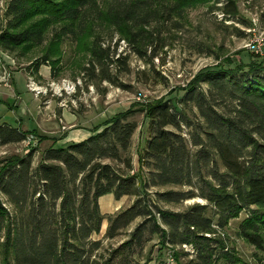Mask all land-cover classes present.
<instances>
[{"label": "trees", "instance_id": "trees-1", "mask_svg": "<svg viewBox=\"0 0 264 264\" xmlns=\"http://www.w3.org/2000/svg\"><path fill=\"white\" fill-rule=\"evenodd\" d=\"M202 1L226 17L238 13L234 0H10L0 14V50L20 53L49 39L30 67L38 73L50 65L55 77L53 48L89 37L84 69L91 74L98 69L102 79L114 82L110 65L126 64L127 57L114 58L106 37L118 34L136 54L146 57L151 48L154 56L167 45L169 26H179L185 10ZM133 112L115 114L84 140L50 146L36 167L34 151L0 160V193L10 205L0 197V264H117V259L128 264L121 258L143 248L148 234L171 248L177 264H250L224 236L230 220L243 212L238 235L256 248L251 264H264V60L204 70L177 103L171 98L149 103L148 137L139 156L140 168L147 169L143 177L135 173L130 154L138 126L129 119ZM34 132L4 123L0 142H21ZM152 188L167 189L153 198ZM108 193L134 200L108 216L107 238L142 220L105 256L99 253L101 240L92 235L106 218L100 197ZM193 198L206 203L184 211L159 206Z\"/></svg>", "mask_w": 264, "mask_h": 264}, {"label": "rangeland", "instance_id": "rangeland-1", "mask_svg": "<svg viewBox=\"0 0 264 264\" xmlns=\"http://www.w3.org/2000/svg\"><path fill=\"white\" fill-rule=\"evenodd\" d=\"M9 1L0 0L2 16ZM234 1L238 13L233 17H226L221 9L211 8L203 1L187 8L179 26H169L164 34L167 45L154 56L151 48L146 57L136 54L126 41L118 40V34L112 40L106 37V44H111L114 58L119 55L127 57L126 64L110 65L109 72L114 82L102 79L98 69L92 74L84 69L89 59V37L79 41L66 40L53 48L57 51L55 58H58L55 77L50 65H42L38 73H33L30 67L48 49L49 39L42 46L26 48L20 53L10 54L0 50V77L6 78L0 81V125L7 123L21 130L38 131L21 142H0V160L34 151L33 166L36 167L50 146L72 140L79 142L80 132L83 134L90 129L93 133L115 114L131 109L134 112L129 119L138 126L132 137L130 154L135 173L143 177L147 169L140 168L139 156L148 137L149 118L145 108L149 103L160 98H171L177 103L204 70L220 65L235 68L250 62L252 57L264 60V0ZM254 45L261 46V51L257 52L252 47ZM35 88L41 89V93L37 94ZM194 111L197 112L196 109ZM102 128L100 126V130ZM104 161L123 168L119 162ZM166 189L152 188L148 193L155 198L157 190ZM0 197L4 205L10 207L6 196L0 193ZM133 200L134 197L128 198L114 210L101 208L106 218L101 231L92 235L94 240L102 242L99 253L108 256L129 238L130 232L141 222V218L137 219L115 238L105 236L108 216L126 208ZM196 202L206 203L201 198H193L178 204L160 202L159 206L184 211ZM244 217L245 212L239 218L230 220L224 229V236L230 249L251 264L256 248L237 232ZM148 238L143 248L126 252L121 259H128V264H177L171 248L162 246L157 234H148ZM180 259L184 261L187 257L181 256ZM119 262V259L115 261Z\"/></svg>", "mask_w": 264, "mask_h": 264}, {"label": "crops", "instance_id": "crops-1", "mask_svg": "<svg viewBox=\"0 0 264 264\" xmlns=\"http://www.w3.org/2000/svg\"><path fill=\"white\" fill-rule=\"evenodd\" d=\"M77 134V133H75ZM92 134V131L88 129L85 133L82 134V132L79 133V140L86 139ZM77 138V139H78ZM73 139V138H72ZM74 141V140H72ZM130 196L125 195L121 197L120 199H116L113 193H108L102 197H100V207L103 209V207L106 208V210H114L117 209L123 204ZM132 203V202H131ZM104 212V211H103Z\"/></svg>", "mask_w": 264, "mask_h": 264}, {"label": "built area", "instance_id": "built-area-1", "mask_svg": "<svg viewBox=\"0 0 264 264\" xmlns=\"http://www.w3.org/2000/svg\"><path fill=\"white\" fill-rule=\"evenodd\" d=\"M252 47H255V45L252 46ZM255 48H256V51H257V52L261 51V46L258 45V47L256 46ZM5 79H6L5 77H0V81H3V80H5ZM34 90H35V92H36L37 94H40V93H41V89L35 88Z\"/></svg>", "mask_w": 264, "mask_h": 264}]
</instances>
